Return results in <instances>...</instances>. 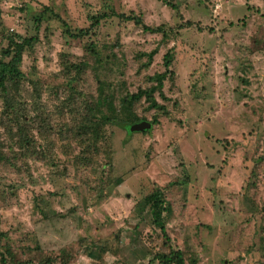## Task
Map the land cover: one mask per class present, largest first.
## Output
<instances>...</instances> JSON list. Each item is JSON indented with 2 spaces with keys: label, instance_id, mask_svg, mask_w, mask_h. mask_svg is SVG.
Wrapping results in <instances>:
<instances>
[{
  "label": "rangeland",
  "instance_id": "1",
  "mask_svg": "<svg viewBox=\"0 0 264 264\" xmlns=\"http://www.w3.org/2000/svg\"><path fill=\"white\" fill-rule=\"evenodd\" d=\"M25 39L0 264H264V0H0V69Z\"/></svg>",
  "mask_w": 264,
  "mask_h": 264
},
{
  "label": "trees",
  "instance_id": "2",
  "mask_svg": "<svg viewBox=\"0 0 264 264\" xmlns=\"http://www.w3.org/2000/svg\"><path fill=\"white\" fill-rule=\"evenodd\" d=\"M171 7L173 9H176L172 5H171ZM106 17H107L106 15H102L100 18H106ZM100 18L98 17L97 19H95V24L100 23V20H99ZM90 30H91V28H89L87 30H84V31H80L79 35H77V34L76 35H71V34L69 35L68 34V35H69L70 38L77 39V38H81L83 36H88L89 33H90ZM146 30H150V29L147 28ZM31 41H32L31 39H25L23 41V43L18 44L17 47H16V50H15L16 57L12 58L11 61L5 67L0 69V87H4L5 88L6 85L4 86V83H5V80L8 77H12V78L20 77V71H19L18 67L21 65V62H22V57L21 56H22L23 52L25 51V49L27 48V46H29L31 44ZM152 55H153V53L148 56L149 60L152 58ZM171 55H172L171 52H168L164 56V69H165V72L163 74L156 75L153 78V81L155 82L156 85L154 87H152L151 89H149V90H142L141 92H139V93H137L135 95H132L130 97V99L132 101L140 100L141 97L146 96L145 98H147L150 101L149 108L157 109V110H161L162 109V106L158 105L155 102L153 95H154V93L156 91H159L160 95L162 96L163 82L166 79V76H167V74H169V71H170L171 60H172V56ZM147 99H146V101H147ZM102 122L120 124L121 127L126 130L128 137L131 136L132 134H134V133L128 131V127L133 125L131 123L145 122L148 125V129L143 131V133H149L151 131V129H152V126L158 123L156 117H154L151 122H149V121H147L145 119H138L137 117H135L134 120L130 123L131 125L122 124L118 120H115L114 122L112 120H106V121H102ZM168 211H169V208L168 207H164V205H163L162 212H168ZM3 238H5V234L4 233H0V240H2ZM172 254H173V259H171V261H170L171 264H185L184 260H183L182 253L180 251L173 252ZM1 263L2 264H7L5 259H4V257H2ZM18 264H23V263H18Z\"/></svg>",
  "mask_w": 264,
  "mask_h": 264
},
{
  "label": "water",
  "instance_id": "3",
  "mask_svg": "<svg viewBox=\"0 0 264 264\" xmlns=\"http://www.w3.org/2000/svg\"><path fill=\"white\" fill-rule=\"evenodd\" d=\"M146 129H148V125L145 122L136 123V124L131 125L130 127H128V131L132 132V133L143 132Z\"/></svg>",
  "mask_w": 264,
  "mask_h": 264
},
{
  "label": "crops",
  "instance_id": "4",
  "mask_svg": "<svg viewBox=\"0 0 264 264\" xmlns=\"http://www.w3.org/2000/svg\"><path fill=\"white\" fill-rule=\"evenodd\" d=\"M134 125V124H133Z\"/></svg>",
  "mask_w": 264,
  "mask_h": 264
}]
</instances>
